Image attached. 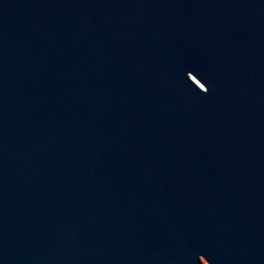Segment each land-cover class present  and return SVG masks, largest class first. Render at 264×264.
<instances>
[{"label": "water", "instance_id": "obj_1", "mask_svg": "<svg viewBox=\"0 0 264 264\" xmlns=\"http://www.w3.org/2000/svg\"><path fill=\"white\" fill-rule=\"evenodd\" d=\"M0 264H264V0H0Z\"/></svg>", "mask_w": 264, "mask_h": 264}]
</instances>
